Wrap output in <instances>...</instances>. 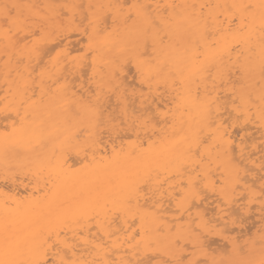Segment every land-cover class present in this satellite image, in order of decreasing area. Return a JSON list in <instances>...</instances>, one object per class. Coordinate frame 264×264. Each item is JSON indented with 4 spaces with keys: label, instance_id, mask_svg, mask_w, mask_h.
<instances>
[{
    "label": "bare ground",
    "instance_id": "6f19581e",
    "mask_svg": "<svg viewBox=\"0 0 264 264\" xmlns=\"http://www.w3.org/2000/svg\"><path fill=\"white\" fill-rule=\"evenodd\" d=\"M124 1L23 0L25 3L41 6V10L47 11L50 16L64 13L72 17L74 23L77 19H79L77 22L80 19L83 22L84 19L87 20V25H83L87 26L86 29L84 28L87 31L84 34L87 45L84 55L81 53L82 59L73 60L71 55L70 59L66 57L69 60L67 62L64 57L61 58V53L65 51L63 50L60 52V59L49 62L51 65L43 68L44 83L47 86L45 92L51 89L52 92L57 93L55 101H51L46 94L41 102L39 88L36 89L35 95L32 91H25V83L29 86L32 85L33 80L39 83V72L34 73L32 80L26 82L15 76L6 81L3 62L4 43L0 40V107L2 106L0 108V178H4L3 181L5 178L11 180L10 186L0 185V220L15 221L19 212L24 209L52 203L51 215L40 227L55 229L61 241V255L65 260L77 264H85V262L86 264H164L178 251L176 247L178 243L187 250H192L195 246L193 258L196 260L204 259L205 256L219 258V255L214 254L217 253V249L216 251L212 249L215 244L222 243L220 249L224 252L231 248L232 240H241L249 234L247 230L248 233L243 231L245 221L241 222V216L250 220L254 218V213L253 217L250 216L251 210L256 209L255 215L258 218L254 219L258 221L253 223L252 220V223L258 222L254 227L256 229L261 226L260 186L261 178L264 177V169L261 167L264 164V118L261 117L258 107L253 105L236 107L228 102L227 110L236 122H240L243 132L241 136L243 140L238 143L235 141L234 132L231 133L226 124L227 110L221 107L217 113L218 122L223 125L224 140L221 142V151L213 154L210 170L201 169L204 175L197 180L199 187L193 190L185 189L183 185L187 184V178L181 180L174 177L183 165L190 163L185 157L184 138L191 135V131L183 122L195 120L196 113L193 112L190 117L183 107H178L174 101L176 94L171 90L161 97L155 91L156 86L153 84L150 92L148 82H141L140 76L137 75L138 81L135 80L138 82L136 85L139 84V89L136 91L134 88L135 95L130 89H122V94L128 97L124 105H118L113 98L115 105L112 103L108 111L120 115L122 109L127 108L128 113L123 117L124 124H121L119 119L115 121L116 125H119L116 131H102L99 138L102 142L98 143L96 148V163H91V156L86 159L83 154L73 153L77 158L74 163L71 156H68L71 157V161L67 156L65 159L69 168L79 171L65 170L57 173L55 170L57 155L66 139V125L60 118L65 101L64 90L67 88L75 92V98L78 100L81 96L88 98L91 90L109 81L110 73L116 68L113 60L118 52V46L126 41V29L122 24L121 12L109 6L123 5ZM12 2H20V0H0V4ZM139 2L215 6L240 2V0H139ZM246 2L258 3L259 0H246ZM45 5L57 7L45 9L43 8ZM63 5L81 7H59ZM177 11L182 12L179 9ZM208 11L209 9H205V12ZM211 11L213 15L227 12L224 8L215 7ZM65 23L70 21L65 19ZM76 26L83 28L82 25L76 24ZM53 29L57 31L56 28H50L49 34L53 33ZM84 29L82 30L85 32ZM230 40V37H221L218 47H222ZM55 41H57L56 37L51 38L46 35L40 46L46 50L48 47L44 46L52 44V52L56 45H61L63 48L65 46L68 50L67 46L70 44L68 40L64 45L61 42L53 45ZM50 45L49 49H51ZM69 47L71 48L70 45ZM75 47L76 45L73 49ZM92 50H98V53ZM50 52L47 51V54ZM87 52L91 54L90 57ZM45 53L42 58H45ZM85 55L88 60L83 58ZM84 75H89L87 81L83 80ZM72 76L75 79L77 77L80 82L71 85L72 82H76L75 79L70 80ZM123 77L122 74L121 81L124 80ZM125 81L123 82H129L127 85L132 87L131 80ZM221 95L227 96L230 92ZM234 107L236 110H233ZM145 113L149 117L156 114L158 122L155 127L151 130L134 131L133 121H137V117ZM161 113L164 115H160ZM21 124L25 128L24 132L20 131ZM253 127L262 134L261 138L258 136L259 139H263L260 143L261 150L259 143L253 137L249 138V143L245 140ZM103 134H107L106 137ZM141 145L144 147L141 148ZM149 145L151 151H146ZM113 148L122 153L135 152L139 158L138 165L128 171L123 181L118 179L122 174L121 170L113 168L108 163L107 158L112 155ZM224 148L229 150L227 154ZM81 161L84 162L83 165ZM13 170L26 175L29 182L25 183L21 178L22 175L19 174L22 181L18 179L21 183L17 184L13 178ZM106 171L111 173L110 177L105 176ZM238 176L239 183H237ZM147 183H151L153 193L146 195L144 192L136 193L131 190L133 185L138 184L143 188ZM242 188L245 191L255 189V202L249 203L245 199ZM54 192H58L55 203H53ZM194 195L195 200H193ZM181 196H185L187 202L181 200ZM245 209L250 211L246 212ZM256 229L253 231L256 232ZM201 244L204 246V251L201 250Z\"/></svg>",
    "mask_w": 264,
    "mask_h": 264
},
{
    "label": "snow or ice",
    "instance_id": "6c2138e0",
    "mask_svg": "<svg viewBox=\"0 0 264 264\" xmlns=\"http://www.w3.org/2000/svg\"><path fill=\"white\" fill-rule=\"evenodd\" d=\"M55 7L43 6L45 9ZM109 7L120 10L126 41L118 46L113 60L116 68L110 73L109 81L91 90L88 98L81 96L77 100L75 92L65 88L60 118L66 125V139L57 155L55 170L57 173L79 171L69 168L65 159L73 153L83 154L86 159L91 156V163H96V148L102 142L99 139L102 131H116L119 127L115 123L117 119L121 124L125 123L123 117L128 113L127 108H123L120 115H114L108 109L113 98L118 105L125 104L128 97L122 94L125 83L120 77L127 75L125 68L131 73L134 67L133 78L139 75L141 82L147 81L150 92L153 84L161 97L171 90L176 94L174 101L178 107H183L190 117L193 112L196 113L195 120L183 122L191 131V135L184 138L185 157L190 163L183 165L174 177L181 180L187 178L183 188L196 189L199 187L197 180L204 175L201 169L210 170L213 154H218L222 148L223 125L218 122L217 116L221 107L227 110L229 101L236 107L253 105L258 107L264 118V0L258 3L240 0L215 6L135 0L126 6L117 4ZM214 7L224 8L227 12L213 15L211 9ZM205 9L209 11L205 12ZM65 19L70 23L66 24ZM73 23V18L64 13L50 16L47 11L41 10V6L23 0L0 4V40L4 43L6 81L15 76L26 82L39 72V83L35 80L31 86L25 83V91H32L35 95L39 88L41 102L46 94L51 101H55L57 93L51 89L45 92V66L41 58L44 49L40 45L50 28L67 33L76 30ZM224 36L230 37V42L218 47L220 38ZM64 38L70 39L67 35ZM89 48L91 50V44ZM92 51L98 53V50ZM227 92L230 95H221ZM132 94L135 95V92ZM137 121L132 124L134 131L151 130L158 122L156 114L149 117L147 113L138 116ZM20 131H25L23 124ZM146 151H151V145ZM224 151L227 154L229 150L224 148ZM107 159L109 165L121 170L122 174L118 177L121 181L139 163L135 152L122 153L115 148ZM193 164L198 166L193 167ZM261 167L264 169V164ZM105 176L110 177L111 173L106 171ZM261 181V226L254 234L250 229L247 238L232 240L231 248L220 253L219 258L205 256L196 260L193 258L195 246L187 250L178 243V251L164 264H264V177ZM131 190L146 195L153 193L151 183L143 188L133 185ZM241 191L249 203L255 202V189L245 191L242 188ZM57 195L58 192L53 193V203ZM180 199L187 202L185 196ZM51 209L52 203H46L20 211L15 221L0 220V264H77L61 255L59 233L53 228L40 227L47 222ZM201 250H205L203 244Z\"/></svg>",
    "mask_w": 264,
    "mask_h": 264
},
{
    "label": "rangeland",
    "instance_id": "374dc122",
    "mask_svg": "<svg viewBox=\"0 0 264 264\" xmlns=\"http://www.w3.org/2000/svg\"><path fill=\"white\" fill-rule=\"evenodd\" d=\"M117 1H119V0H117ZM131 2H135V0H125L124 3H123V5H127V4H129V3H131ZM83 10H84V9H83ZM109 15H110V14H109ZM67 16L69 17V15H67ZM108 17H110V16H108ZM78 20H79V19H77V21H78ZM84 20H85V22L87 21L86 19H84ZM75 21H76V20H75ZM77 21L74 23V27L76 28L77 32H76V30H75V31H71V32H72L71 34H69L70 32H67L68 35H67V33H62L63 30H61V34H62V35L60 34V30H59V31H58V30H57V31H54V29H53V31H52L53 33L50 32V34H49V32H48L47 35H49L51 38L56 37V40H57V41H55V42L53 43V45H54V44H55V45L58 44V42H61V43L64 45L65 43H67L66 41L68 40V43H70L69 45L71 46V48H70L69 45H68V46H67V47H68V50H67V48H65V46H64V48H63V46H61V45H60V46H57V45H56L57 48H56V46H54L55 48H54V50H53V52H52V49H53L52 46H51L52 44H51V45L49 44V45L51 46V49H49V45H45V46H44L45 48H46V46L48 47L46 50H44V53H45V51H46V53H45L46 55H45V58L43 57L44 59H43L42 57H41V58L43 59L44 66H45L46 68H47L49 65H51L50 63H52L53 61H55V59H60V57H61L60 55H61V54H62V57H61V58L63 59V57H64V59H65L66 61L68 60L66 57H68V58L70 59L71 55H72V57H73V60H75V59H82V54H81V53H83V55H84V52H85V49H86V45H87V43H86L87 41H86V39L84 38V34L87 32V31L85 30V29L87 28V26H83V25H87V22L85 23V22L82 21V19H80L79 22L81 23V25L83 26V28H82V27L77 28L76 24L79 25V26H81L80 23L77 22ZM84 23H85V24H84ZM85 27H86V28H85ZM80 28H82V29L85 28V29H84L85 32H84L82 29H80ZM55 30H56V29H55ZM54 32H55V33H56V32H57V33L59 32V34H54ZM80 32H81V33H80ZM82 33H83V36H82ZM57 35H61L62 37H61V36H58V37H57ZM65 35L69 36L70 39H65V38H64ZM71 37H72L74 40H73ZM57 38H58V39H57ZM59 38H60V39H59ZM62 38H63V39H62ZM79 39H80V40H79ZM58 40H59V41H58ZM74 41H75V42H74ZM85 41H86V42H85ZM74 43H75V45H76L75 49H73L74 46H75V45H73ZM58 47H60V48H58ZM78 47H80V48L78 49ZM69 48H70L71 51L69 50ZM81 48H82V49H81ZM59 49H60V50H59ZM80 49H81V50H80ZM63 50L67 51L68 53H66V52L63 51ZM77 50H78V51H77ZM47 51H48V52L51 51L53 54H52L51 52L47 54ZM61 51H63V52L60 54ZM69 51H70V52H69ZM75 51H76L77 53H76ZM80 51H83V52H80ZM86 51H87V50H86ZM74 52H75L76 54H75ZM88 52H89V51H88ZM88 52H87V53H88ZM54 53H55V54L58 53V54H59V55L57 54L58 57H57V55H55ZM69 53H71V54H69ZM63 54H64V55H63ZM65 54H67V55H65ZM78 54H79V55H78ZM88 54H89V53H88ZM52 55H53V56H52ZM69 55H70V56H69ZM74 55H75L76 58L74 57ZM77 55H78V57H77ZM90 55H91V54H89V57H90ZM42 56H44V54H42ZM48 56H49V57H48ZM55 57H56V58H55ZM72 57H71V58H72ZM46 58H47V59H46ZM83 58H87V60H88V57H87L86 55L83 56ZM51 61H52V62H51ZM68 61H69V60H68ZM68 61H67V62H68ZM49 62H50V63H49ZM87 62H88V61H87ZM47 65H48V66H47ZM45 67H44V68H45ZM38 68H39V66H38ZM86 69H87V68H85V71H86ZM126 70H127V71H126ZM124 72L127 73V75H124V74H123V75H124V77H123L124 80H126V81H127V80H128V81L131 80L130 83L132 84V87H131V85H127V84L129 83V82L127 81L128 83H125V85H126L125 88H126V89H130V90L136 92V91L139 89V87H138L139 84L136 85V83H138V82H137V81H138V80H137V75H136V77H135V79H136L137 81H136V80L133 78V76H132L133 73H135V68H134V67L132 68V72H131V73L128 72V68H125V69H124ZM128 73H129V74H128ZM36 74H38V72H37ZM84 74H86V72H85ZM86 76H87V77H86ZM126 76H127V77H126ZM131 76H132V78H131ZM72 77H73V78H71L70 80H71V81H74L73 79H75V77H74V76H72ZM125 77H126V78H125ZM87 78H89V75H84V76H83V80H84V81H87V80H88ZM129 78H130V79H129ZM86 79H87V80H86ZM75 80H76V82H72L71 85H72L73 83H75V84H73V85H76L77 82H78V83L80 82V81L78 80L77 77H76ZM124 80H123V81H124ZM133 80H134V81H133ZM126 81H125V82H126ZM132 82H134V83H132ZM134 88L136 89V91L134 90ZM127 91H128V90H127ZM167 94H168V93H167ZM112 101H113V100H112ZM112 101H111V104L114 103V105H115V102H114V101L112 102ZM130 103H133V102H130ZM114 105H112V107H115ZM1 107H2V106H1ZM1 107H0V108H1ZM229 112H230V111H229ZM229 112H228V110H227V116H225V118L227 119L226 124H227L228 128L230 129L231 133L234 132L233 135H234V137H235V141L238 143L239 141H242V140H243L242 137H241L242 134H243V132L241 131V127H240L241 125H240V122H236V120H234V117L232 116V114L230 115ZM114 115H117V112L114 113ZM225 115H226V114H225ZM229 115H230V116H229ZM3 117H4V116H3ZM227 117H229L230 119H228ZM231 117H232V118H231ZM230 120L232 121V123H231ZM229 121H230V122H229ZM233 122H234V123H233ZM235 122H236V123H235ZM231 124H232V125H231ZM236 125L238 126L239 129L237 128ZM230 127H232V128H230ZM235 127H236V128H235ZM253 128H254V129H252L251 132H249L250 134L246 136L245 140L247 141V143H249V142H250V139H249V138H250V137H253V139H255V141H256L257 143H259V145H260V146H259V150H261V149H262V145H261L260 143H262L263 139H259V137L261 138L262 134H261L260 130H259V131H258V130L256 131L257 128H255V127H253ZM233 130H234V131H233ZM241 132H242V133H241ZM252 132H253V133H252ZM240 133H241V134H240ZM254 133H255V134H254ZM235 134H236V135H235ZM105 135H107V134H103L104 137H106ZM258 136H259V137H258ZM237 138H238V139H237ZM239 138H240V139H239ZM247 139H248V140H247ZM258 140H259V141H258ZM248 141H249V142H248ZM72 155H73V154H71V155H67V159L69 158L68 160H70L71 157H72L71 160H72L73 163H74V160L76 161L77 158H76V156H74V155L72 156ZM68 156H71V157H68ZM73 157H74L75 159H74ZM71 160H70V161H71ZM78 166H79V164H78ZM76 167H77V166H76ZM15 173H17V174H15ZM19 174L22 175V176H21V175H20V176H21L22 179H24L23 181H24L25 183H26V182H27V183L29 182L28 177L26 178V175H23V174H22L21 172H19V171H15V170H13V178H14V181H15L17 184L21 183V181H22V179L19 178V177H20ZM16 175H17V176H16ZM14 176H15V177H14ZM16 178H17V179H16ZM25 178H26V180H25ZM3 179H4V178H2V179L0 178V182L2 181V182L0 183V185H1V184H3V185L5 184L4 186H7V185L9 184L8 186H10V183H11L10 178H5L4 181H3ZM6 179H9L10 181H8V180H6ZM18 179H20L21 181L19 180L20 182H18ZM3 182H4V183H3ZM255 205H256V204H255ZM255 207L257 208V206H255ZM253 208H254V206H253ZM253 210H254V211H253ZM253 210H251V215H250V216L253 217V215H254V218H255V217H256L255 214H257V213H256V209H253ZM252 211H253V212H252ZM253 213H254V214H253ZM252 214H253V215H252ZM257 216H258V215H257ZM241 217H242V216H241ZM241 217H240V219H241ZM243 218H244L243 220L245 221V222H243V225H244V228H245V229H243V231H245L244 233H248L249 230L251 229V233L254 234L255 232H254L253 230L256 229V228H254V227H255V225H256L258 222H257L256 224H253V223H255V221H258V219L256 220V219H254V218H252V219L249 218L250 220H247L248 218H246V217H243ZM245 218H246V220H245ZM256 218H258V217H256ZM252 220H253L254 222H253ZM248 221H249V222H248ZM252 222H253V223H252ZM249 224H250V225H249ZM248 225H249V226H248ZM246 230H247L248 232H247ZM244 233H243V234H244ZM249 234H250V233H249ZM249 234H247V235H249ZM247 235H246V237H247ZM246 237H244V238H246ZM244 238L242 237V239H244ZM215 239H216V238H214V240H215ZM242 239H241V240H242ZM212 240H213V239H212ZM217 244H220V245H216V244H215L216 246L214 245V246L212 247V249L214 248L215 251H216V249H217V253L214 252L215 255H219L221 252L223 253V251H221L222 249H220L222 243H217ZM218 246H220V247L218 248ZM226 247H227V246H226ZM226 247H225V249H226ZM228 247H229V246H228ZM210 249H211V248H210ZM212 249H211V250H212ZM214 249H213V251H214ZM229 249H230V248H228V250H229ZM223 250H224V249H223ZM220 251H221V252H220ZM224 251H226V250H224ZM211 252H212V251H211ZM218 253H219V254H218ZM155 261H156V260H155ZM155 261H154V262H155ZM150 264H151V263H150ZM152 264H153V263H152Z\"/></svg>",
    "mask_w": 264,
    "mask_h": 264
}]
</instances>
